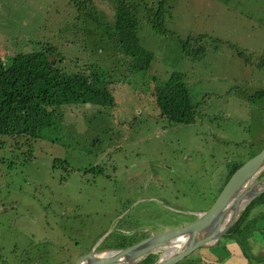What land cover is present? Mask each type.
Listing matches in <instances>:
<instances>
[{"label": "rangeland", "instance_id": "obj_1", "mask_svg": "<svg viewBox=\"0 0 264 264\" xmlns=\"http://www.w3.org/2000/svg\"><path fill=\"white\" fill-rule=\"evenodd\" d=\"M93 2L81 9L73 0H0L5 63L35 43L52 47L50 59L70 73L86 65L122 73L114 39L101 29L114 19L115 0ZM167 2L165 33L139 13L141 45L154 60L111 86L116 105L66 106L62 125L23 139L26 147L0 134V264L37 252L39 264H74L94 248L120 247L190 222L209 208L230 167L264 146V97L250 100L264 88V68L228 43L264 53V0ZM199 34L211 38L204 40L205 56L193 60L181 40ZM176 71L186 75L197 105L193 123L170 122L155 102V87ZM251 215L257 220L250 218L243 240L247 264H264V206ZM238 249L224 236L184 263L225 264Z\"/></svg>", "mask_w": 264, "mask_h": 264}, {"label": "trees", "instance_id": "obj_2", "mask_svg": "<svg viewBox=\"0 0 264 264\" xmlns=\"http://www.w3.org/2000/svg\"><path fill=\"white\" fill-rule=\"evenodd\" d=\"M81 8L93 6V0H73ZM115 0V14L101 29L109 40L114 39L117 52L123 61V72L112 69L105 71L93 65H86L70 73L57 66L49 57L51 48L43 49L32 43L33 50L18 52L5 63L0 54V134L14 137L19 145L26 147V140L38 139L45 132L58 128L68 115V108L75 104L114 106L116 100L112 85L125 81V74L147 70L154 60L153 52L141 45L138 34L139 13L142 12L153 28L166 32L164 22L171 17L167 0L147 3L143 0ZM107 28L110 29L108 33ZM207 34L190 35L181 40V51L193 60L202 59L206 54L204 40ZM216 43H223L213 38ZM239 56L247 63L255 62L264 68V53L258 56L236 43L228 41ZM118 64H120L118 62ZM155 102L160 115L170 122L193 123L197 117V105L191 100L190 90L183 72H172L169 79L154 90ZM264 97V89L257 91L251 101ZM64 107H66L64 109ZM63 109V111H62ZM69 116V115H68ZM55 126V127H54ZM24 139V140H23ZM257 154V153H256ZM255 155V154H254ZM245 161L233 164L237 168ZM94 171H102V168ZM247 208L227 235L234 238L242 247L244 254L247 246L243 242L250 231V210ZM120 247L135 243L127 240ZM158 258L150 253L139 264H152ZM188 259V258H187ZM186 259V260H187ZM188 263V261H187ZM178 264H186L184 262Z\"/></svg>", "mask_w": 264, "mask_h": 264}, {"label": "water", "instance_id": "obj_3", "mask_svg": "<svg viewBox=\"0 0 264 264\" xmlns=\"http://www.w3.org/2000/svg\"><path fill=\"white\" fill-rule=\"evenodd\" d=\"M89 104V103H88ZM213 194L210 206L182 225L152 232L126 247L93 249L74 264H139L161 251L152 264H178L196 250L216 245L248 207L264 205V146L239 167H230Z\"/></svg>", "mask_w": 264, "mask_h": 264}, {"label": "crops", "instance_id": "obj_4", "mask_svg": "<svg viewBox=\"0 0 264 264\" xmlns=\"http://www.w3.org/2000/svg\"><path fill=\"white\" fill-rule=\"evenodd\" d=\"M264 205H258L256 207H263ZM224 237V236H223ZM222 237V238H223ZM226 238H229L227 237V235H225ZM222 238L218 241V244L221 243L222 241ZM210 247V246H209ZM209 247H203V248H209ZM110 248V247H109ZM115 248H119V247H115ZM233 250V249H231ZM154 254H157L158 255V258L157 260L161 257V251H158V252H153ZM152 254V253H151ZM189 257V256H188ZM187 257V258H188ZM187 258H185L183 261H181L180 263L184 262ZM228 258V259H227ZM227 262H225V264H236L237 263V260L240 261V264H247V260L245 258V255L243 254V252L238 249V250H234V251H231V253H229V255L227 256ZM212 263H215L214 260L211 261V260H206L205 263H202V264H212ZM189 264V263H188ZM190 264H193L192 262ZM216 264V263H215Z\"/></svg>", "mask_w": 264, "mask_h": 264}, {"label": "flooded vegetation", "instance_id": "obj_5", "mask_svg": "<svg viewBox=\"0 0 264 264\" xmlns=\"http://www.w3.org/2000/svg\"><path fill=\"white\" fill-rule=\"evenodd\" d=\"M151 199H153V197H149V201L155 202V200H151ZM159 201H161V199H159ZM127 240H129V239H127ZM0 248H1V246H0ZM2 249H3V246L0 249V252H1ZM37 256H38V252L37 253H34V254L28 253V255L18 256L19 258L14 262V264H39L38 263V260L39 259H38ZM3 263L4 264H8V262H6V260H4Z\"/></svg>", "mask_w": 264, "mask_h": 264}, {"label": "clouds", "instance_id": "obj_6", "mask_svg": "<svg viewBox=\"0 0 264 264\" xmlns=\"http://www.w3.org/2000/svg\"><path fill=\"white\" fill-rule=\"evenodd\" d=\"M261 89H264V88H261ZM261 89H259V90H261ZM259 90H257V91H259ZM257 91H255V92L252 93L251 95H254ZM87 104H88V103H87ZM89 104H90V103H89ZM255 207H256V206H255ZM248 208H253V207H248ZM245 210H247V208H246ZM245 210H244V211H245ZM244 211H243V212H244ZM242 214H243V213H242ZM242 214H241V215H242ZM241 215H240V217H241ZM240 217H239V218H240ZM249 217H250V218L252 217L251 219L254 220V221L257 220V219H256L257 217H256L255 215H251V210H250V215H249ZM239 218H238V219H239ZM237 221H238V220H237ZM237 221H236V222H237ZM235 224H236V223H235ZM234 226H235V225H234ZM234 226H233V227H234ZM233 227H232V228H233ZM232 228H231V229H232ZM231 229L229 230L228 234L230 233ZM228 234H227V235H228ZM233 241L236 242V243L240 246V249L242 250L241 245H240V244H239L234 238H233ZM217 244H218V243H217ZM200 249H201V248H200ZM200 249H198V250H200ZM196 251H197V250H196ZM196 251H195V252H196ZM242 252H243V250H242ZM243 254H244V252H243ZM244 255H245V254H244ZM246 257H247V256H245V258H246ZM18 258H19V257H18ZM18 258H17V259H18ZM212 264H215V263H212Z\"/></svg>", "mask_w": 264, "mask_h": 264}]
</instances>
